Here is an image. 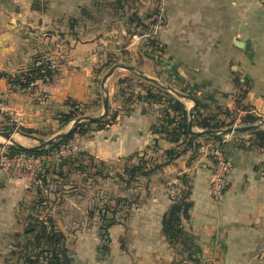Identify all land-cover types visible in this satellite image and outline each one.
Segmentation results:
<instances>
[{"label":"crops","instance_id":"obj_1","mask_svg":"<svg viewBox=\"0 0 264 264\" xmlns=\"http://www.w3.org/2000/svg\"><path fill=\"white\" fill-rule=\"evenodd\" d=\"M118 1L0 0L1 130L21 126L39 133L30 135L50 138L73 123L60 128L58 121L59 113L68 110L67 98L97 109L104 61L115 38L126 33L127 8L133 4L140 8L139 17L159 6L164 24L157 33L174 56L164 69L182 74V87L195 92L203 111L234 116L232 125H242L238 122L246 114L264 118L262 1L126 0L125 8L116 10ZM82 8L88 15L81 14ZM70 17L78 19L77 40L67 37ZM58 31L65 32L67 46L58 40ZM177 38H182V63L169 47L180 42ZM131 48L139 59L138 48ZM39 52L50 54L58 70L54 80L33 92L11 87L1 73L15 72ZM123 74L115 70L105 83L114 120L92 124L82 135V152L66 156L60 168L58 162L50 163L61 175L50 172L44 183L33 184L0 171V264H15L14 243L25 239L17 234L35 226L32 215L45 214L66 235L73 264H264V149L248 146L249 131L225 134L221 140L197 137V150L181 144L169 163L148 176L136 173L128 183L126 170L140 157L148 168L174 143L154 133L162 103L141 99L123 106L117 83ZM182 102L189 111L193 103ZM15 133L24 140L20 142L33 139ZM28 144L22 145L33 146ZM214 146L231 162L217 199L209 191ZM172 184L188 190L190 208L182 225L192 238L174 244L162 233ZM38 189L48 200L34 204ZM116 197L131 203L116 205Z\"/></svg>","mask_w":264,"mask_h":264},{"label":"trees","instance_id":"obj_2","mask_svg":"<svg viewBox=\"0 0 264 264\" xmlns=\"http://www.w3.org/2000/svg\"><path fill=\"white\" fill-rule=\"evenodd\" d=\"M135 1V0H133ZM156 3L161 0H154ZM126 0L118 1L115 8L117 10L120 8H125ZM114 9V7H113ZM129 24L133 22V26L141 30H128L129 35L134 33H142L148 32L151 34L154 28V24L158 21V6L156 4L155 9L151 12H147L143 17L138 16L137 5H129ZM89 11L86 8L81 9V14L88 15ZM127 23V21H126ZM78 25V19L74 17H70L67 19V28L68 34L77 37V30L75 29ZM127 28L128 25H127ZM65 32H59V36L63 37ZM149 39L148 42H154L151 37H147ZM154 46V44H153ZM145 54L147 53L144 52ZM32 61L26 66L25 69H18L13 74L11 73H1L5 76L11 87L14 89H22L25 87L33 88L38 80L42 81L45 84H49L53 81V76L58 74V70L55 67L51 66L50 61L45 60L42 54H35L32 57ZM40 62V65L38 64ZM115 62L109 60L106 63L107 69L111 67ZM133 76V75H132ZM138 78V77H137ZM129 81L128 77H119L117 79L118 89L123 96L128 89L132 87V84H138L142 87V89H138L137 91H130L128 95L122 97L123 106L126 107L129 104L135 102L136 100L146 99L155 103H162L161 107V117L157 119L156 128L154 129V133L165 137L167 140L172 141L174 146L166 149L162 153L163 159L158 160L154 159V164L150 167H146V161L143 160L144 157H140L139 161L136 165L129 167L127 171V182H131L130 179L136 173L148 176L154 171L160 169L163 165L169 163L178 154L181 150L178 148L181 144H184L185 147L194 148L197 150L198 140L197 137L191 134L188 129V110L185 104L179 99V97L173 95L170 91L165 89L161 85L154 84L148 80H142L140 78L137 79V82H132L133 79H130V82L126 86H123V82ZM174 89L175 85L169 83ZM179 91L188 94L192 97H195L198 101L197 106L194 110L193 114V124L195 127L200 129H220L227 126H231L236 122V117H231L229 119L220 118L216 115H212L202 110L204 106L203 103L197 98L196 94L192 90L182 89ZM103 93H101L97 100H99V104L101 102ZM88 103H79L74 99L67 98L66 105L68 106V110L65 112H60L58 115V121L60 128H63L71 121H74L77 117L84 115L83 108L87 107ZM115 114L112 115L107 114V116L96 122L91 121H80L76 123L73 128L67 132L63 137L59 138L54 144L49 145L44 148L36 149V150H27L17 145L16 143H11L6 145L7 153L12 155L14 153H27L45 156V159L42 160L40 167L36 173V180L33 184H36L38 181L40 183H44L46 181L47 175L52 173L62 174L60 170H56L51 168V162H58L59 168L62 164H65L67 159L66 156L55 157V151L62 145L67 143L75 134L84 135L90 129V126L96 125L98 127L103 126L107 122H111L114 120ZM262 118L252 114H246L240 118L238 124H250L256 123L260 121ZM12 126L4 128L6 131H11ZM18 130L22 133L26 134H39L37 130L18 127ZM250 137L247 139L248 146L254 147L260 150L264 149V128L258 127L252 131H249ZM203 139H213V140H221V137H210L205 136ZM219 147L220 146H214ZM82 152V151H81ZM153 160V159H152ZM51 169V170H50ZM264 169V162H263ZM181 182L186 184L184 178H182ZM127 183V184H128ZM174 185V184H172ZM38 198L34 201V204H41L48 199L44 197L41 193L40 189H38ZM188 190L185 187H181L177 190V193L170 197L171 205L166 210V212L162 216V233L166 237L169 243L174 244L179 239H185L190 241V235L188 232L184 230L182 225V219L188 217V210L190 208V202L187 200ZM116 205H129L131 202L127 197H116L115 199ZM111 206H107L105 210L107 211ZM115 205L113 206V208ZM92 214V213H91ZM107 213L101 215V217L106 218ZM110 221L113 223L115 221V211L111 210ZM37 215V214H36ZM32 218L35 222V226L23 231L22 234H17L18 237H23L25 239H20V241H16L14 243L13 254H17V261L15 264H73L72 258L70 256V250L67 245V238L64 232L54 223L53 219L50 215L45 214V217L39 218L38 216H33ZM108 224H105L102 228H107ZM106 233V231H105ZM104 233V234H105Z\"/></svg>","mask_w":264,"mask_h":264},{"label":"rangeland","instance_id":"obj_3","mask_svg":"<svg viewBox=\"0 0 264 264\" xmlns=\"http://www.w3.org/2000/svg\"><path fill=\"white\" fill-rule=\"evenodd\" d=\"M155 6L152 8L151 11H153L155 9ZM138 8L139 7H137V9ZM158 9H159V6H158ZM126 21H127V23L126 22L125 23H126V25H128L129 28H126V30H125L126 33L125 34L123 33V35L121 37H116L115 38V41H114L115 47L114 48L112 47V49H110L109 52L107 53L106 59L104 61V63H105L104 64V68H106V71L108 70L107 67H106V63L109 60H111V61H113L115 63H126V64H130V65H134L135 67L141 69L142 71L144 69L143 72L146 75L157 78L163 84L171 83V84L175 85V88H176L175 90H177V91H179L180 88L188 89L186 87H182V74L179 76L177 71H173L172 68H171V70L169 69L170 72H169V70L164 69V67H166V66H168L170 64L168 60H171V57L173 55L169 51L168 46L165 47L164 42H163L164 39L161 38L160 35L157 33V31L160 29V26H162V24H164V22H162L163 21V17L158 14V21L154 24V28H153V32L154 31H156V32L155 33L152 32L151 34H148V32L144 31L142 33H134V34L129 35V32H128L129 29L130 30H135L136 29L135 31H139V30H141V28L140 27H138V28L134 27L133 26L134 25L133 22L129 24V22H128L129 21V12H128V15L126 16ZM59 32L60 31H58V33H57L58 34V36H57L58 40L60 42L62 41L61 43L63 45H65L64 43L66 42V39L64 37H60L59 36ZM77 32H78L77 33V37L72 36V35H68L67 36L68 40H70V39H72V40L79 39L80 31L77 30ZM117 33H119V32H117ZM147 37H151V39L154 40V42H151V41L148 42L149 39ZM177 39L180 42L175 43L174 46L170 45L169 47L174 51L173 54L176 57H178L180 59L181 63H182V51H179V49H180L179 44L182 45V38H177ZM66 43L68 44V42H66ZM153 44H154V46H153ZM65 46H67V45H65ZM131 47H133V48L137 47L138 48L139 56H140L139 59H136L137 58L136 55L130 52V51H132V50H129ZM180 50H182V49H180ZM146 51H147V53L145 54L144 52H146ZM37 54H42V53L39 52ZM42 56H43V58L45 60L50 61L52 67H55V64H53L52 58H51L49 53L45 52L44 54H42ZM32 59L33 58H31V60L26 65H24V66H22V67H20L18 69H25L26 66L32 61ZM167 63H168V65H167ZM38 64L40 65V62H38ZM169 66H171V65H169ZM145 70H146L147 73L145 72ZM117 71H119V73H124L120 77H128L129 78V81L123 82V84H122L123 86H126V85L128 86V84L130 82V79H133L132 82H137V79L140 78L136 74L130 73L129 71H127V70H125L123 68H118ZM13 73H11V74H13ZM56 75L53 76V78H52L53 80L56 77ZM140 79H142V78H140ZM142 80H145V79H142ZM42 85H45V83H43L42 81L38 80L36 82V84L33 86V88L25 87V88H22L20 90L27 91V92H33L35 87L42 86ZM128 87H131V86H128ZM137 89L140 90V89H142V87L140 85L138 86L137 83L136 84H132V87L130 89H128L127 92H125L124 96L128 95V93L130 91H133V93H134V91H136ZM171 93L173 95L177 96L173 92H171ZM179 99L182 101L181 97H179ZM186 101H188V103H193V101L190 100V99H186ZM88 106H89V103L87 104V107L83 108V109H85L84 110V115H87V114H89V115H98L102 111V109H100V104H99V107L97 109H95V110H90V108ZM82 121H85V120H82ZM71 122H73V121H71ZM9 126L13 127L12 130L9 131V132L13 133L12 137H13L14 141L22 143L24 145H27L28 143H32V145H34V144L36 145V144L39 143V141L36 138H33L32 141L20 142L17 139V138H20V136L17 135V133H15L17 131L20 132L18 130L19 126H14V125H9ZM9 126H7V127H9ZM195 128H197V127H195ZM197 129H200V128H197ZM41 138L47 139V137H44V136L43 137L41 136ZM202 140L204 141L206 139H202ZM9 144H11L10 141H7L3 137L0 136V153H2L1 151L3 149L6 151L7 150L6 145H9Z\"/></svg>","mask_w":264,"mask_h":264},{"label":"water","instance_id":"obj_4","mask_svg":"<svg viewBox=\"0 0 264 264\" xmlns=\"http://www.w3.org/2000/svg\"><path fill=\"white\" fill-rule=\"evenodd\" d=\"M118 68H123V69L129 71L130 73L136 74L137 76H139L142 79L148 80V81H150L154 84H157V85H161L165 89L176 94L178 97L192 100L193 105L190 108V110L188 111V117H189L188 118V129L191 132V134L194 135L195 137H202V136L221 137V136H223L225 134H229V133H243V132H247V131H252V130L258 128L260 125L264 124V118H263L260 121H258L257 123H250V124H244V125H231V126H227V127L220 128V129H197V128H195V126L193 124V114H194V110H195L197 103H198V101L195 97H192V96L185 94L181 91H177L169 84H163L157 78L146 75L141 69L135 67L134 65H130V64H126V63H114L111 67L108 68V70L104 73V75L101 79V87L103 90L102 111L98 115H89V114L81 115L73 121L71 127L67 128L65 131H61V132L56 133L55 135H53L52 137L47 138V139H43V138L37 137L35 135L24 134L26 136H31L33 138H36L39 141L38 144L33 145V146H27L26 147V146L22 145L21 143L14 141V139L12 137L13 133L9 132V131L0 130V136L3 137L5 140L10 141L11 143H16L17 145L21 146L24 149L36 150V149L44 148V147H47L49 145L54 144L59 138L63 137L67 132H69L76 123H78L82 120L96 122V121H100V120L104 119L105 116L108 114V111H109V95H108V91L105 87V83H106L107 78L110 75H112L113 72L115 70H117Z\"/></svg>","mask_w":264,"mask_h":264},{"label":"built area","instance_id":"obj_5","mask_svg":"<svg viewBox=\"0 0 264 264\" xmlns=\"http://www.w3.org/2000/svg\"><path fill=\"white\" fill-rule=\"evenodd\" d=\"M264 3V0H260ZM82 135L75 134L67 143L62 144L56 151L54 156H69L82 150ZM0 153V171L5 174L25 177L30 182L36 180V173L45 156L14 153L8 154L4 149ZM214 165L209 180L210 195L217 199L222 194L226 185V175L231 168L230 160L224 155L219 147L213 149ZM170 197L177 193V187L170 185L168 187Z\"/></svg>","mask_w":264,"mask_h":264},{"label":"bare ground","instance_id":"obj_6","mask_svg":"<svg viewBox=\"0 0 264 264\" xmlns=\"http://www.w3.org/2000/svg\"><path fill=\"white\" fill-rule=\"evenodd\" d=\"M19 141H24L22 138H17Z\"/></svg>","mask_w":264,"mask_h":264}]
</instances>
